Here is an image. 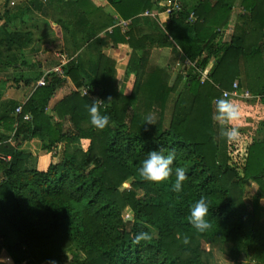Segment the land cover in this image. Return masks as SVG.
<instances>
[{"label": "trees", "instance_id": "16d2710c", "mask_svg": "<svg viewBox=\"0 0 264 264\" xmlns=\"http://www.w3.org/2000/svg\"><path fill=\"white\" fill-rule=\"evenodd\" d=\"M8 1L2 2L0 21L10 12ZM105 1L131 25L142 19L149 26L134 41L129 28L120 32L114 26L109 34L111 40L127 36L131 48L133 83L128 94L116 90L113 62L100 56L91 74L67 61L64 73L77 87L48 112L49 99L64 82L52 73L44 85L35 84L19 114H14L16 101L0 100V250L8 264H62L66 254L67 264H212V249L232 264H264V219L258 202L264 198V0H181V10L167 16L163 26L140 16L151 6L162 7V0ZM236 3L242 11L235 14L232 32L223 41L221 28ZM189 12L195 16L190 22ZM5 27L0 23V56L29 41L28 32ZM163 47L195 60L198 68L214 59L207 79L200 83L198 72L187 66L168 86L161 70L147 67L150 49ZM7 63L0 58V65ZM234 78L239 87L259 94L263 104L261 137L244 146L243 155L236 149L240 138L214 139L215 85L228 89ZM178 83L164 123L162 115ZM80 86L87 88L85 95L78 92ZM96 99L101 113L110 118L104 130L90 123L88 107ZM152 112L157 124H144ZM23 113L28 120L22 119ZM31 139L38 140L41 150L59 146L57 161L44 169L35 167L28 149L21 147ZM161 149L165 154L175 150L173 167L187 171L179 193L171 190L174 174L159 184L137 174L148 152ZM246 182L256 185L254 192L245 191ZM201 196L209 203L212 224L203 233L188 220L191 205ZM126 208L130 219L122 215ZM141 231L156 235L150 242L133 243Z\"/></svg>", "mask_w": 264, "mask_h": 264}, {"label": "crops", "instance_id": "0c3cea01", "mask_svg": "<svg viewBox=\"0 0 264 264\" xmlns=\"http://www.w3.org/2000/svg\"><path fill=\"white\" fill-rule=\"evenodd\" d=\"M2 2L3 0H0V12L4 8ZM7 8L10 9V12L1 19L0 23L6 24L7 31L28 32L29 41L21 47L13 45L10 51L1 52V61L8 63L0 65V84L7 85L11 82L13 85L11 87L4 86V88L2 85L0 100L11 99L21 105L34 90L35 76L48 71L63 56L68 60H74L84 74L94 72L100 56L101 59L108 58L113 62L116 90L121 94L130 92L133 83L132 70L128 69L131 48L125 41L127 36L124 37V40H111L109 34L112 33L111 28L114 27L113 22L121 17L105 0H13L12 6ZM150 10L155 11V6H151ZM142 15L140 14V16ZM153 20L158 26H163L167 22V17L158 13ZM230 21L232 24L231 18ZM146 27L149 26L144 25L140 19L135 24L131 25L130 23L124 31L127 28L132 29L131 40L134 41L144 34L148 29ZM120 32L123 31L120 30ZM230 34L229 31L224 32L221 39L227 41ZM134 52L137 57L140 54V49L134 50ZM5 55L7 56L4 58ZM183 57L181 52L175 53L170 47L151 48L147 67H157L161 70L163 75H166L168 86H171L176 76L182 74L180 70L177 72L173 67L175 64L179 66ZM213 61L214 59L210 58L206 63L205 67L208 71ZM168 68H173L174 72L172 70L170 73ZM13 73L16 75L11 77ZM25 80L28 81L26 85ZM233 80L236 81L235 78ZM180 85L181 83H178L177 89L169 95L168 101L176 96ZM76 87L75 82L67 76L49 99L46 112L60 97ZM241 88L249 92L248 88ZM253 96V98L236 101L241 107V119L236 121L242 131L240 143L236 145V149L240 151L244 150V146L248 145L251 140L261 137L258 122L262 119L263 104L260 102L259 94H253ZM211 106L213 113V101H211ZM63 124L67 125L68 122L64 120ZM83 141L85 142V140ZM36 143H39L37 139H31L28 143H22L21 147L28 149ZM242 153L243 151H241ZM55 156L56 158H49L48 162L44 157L42 160L44 165L42 164L38 168L44 169L47 163L56 162L59 155ZM255 188L256 185L253 182L244 184V189L248 193L254 192ZM258 202L261 218L264 219V198H259ZM241 257L238 258V261L244 263V258L242 257L243 261H241Z\"/></svg>", "mask_w": 264, "mask_h": 264}, {"label": "clouds", "instance_id": "9594fccd", "mask_svg": "<svg viewBox=\"0 0 264 264\" xmlns=\"http://www.w3.org/2000/svg\"><path fill=\"white\" fill-rule=\"evenodd\" d=\"M99 99L93 101L88 107L90 123L94 128L104 130L109 126L110 118L106 114H102L99 106ZM241 119V107L229 93L224 92L219 98L214 100V109L212 120L218 126V135L214 139H225L228 141H237L240 138V125L236 121ZM144 124L155 125L157 118L154 113H149L144 117ZM147 130V128L145 129ZM176 159L175 150L168 151L165 154L164 150L149 151L146 158L140 162L137 168L138 176L149 183H163L168 181L170 177L175 175L174 183L171 190L181 192L184 182L188 179L187 171L183 167H173ZM209 203L206 197L201 196L190 207L188 216L189 223L193 228L203 233L212 227L208 219ZM155 232L141 231L135 235L133 243L140 244L141 241L150 242L155 237ZM184 244H188L187 237L183 240ZM55 264V261L52 262Z\"/></svg>", "mask_w": 264, "mask_h": 264}, {"label": "built area", "instance_id": "2783aa9c", "mask_svg": "<svg viewBox=\"0 0 264 264\" xmlns=\"http://www.w3.org/2000/svg\"><path fill=\"white\" fill-rule=\"evenodd\" d=\"M160 3V2H159ZM10 5L13 4V1L11 0L9 2ZM163 6L162 7H158V9L156 8L155 11L152 10H144L142 12L143 15L146 16H150L152 18L156 17L158 13H162L164 14L166 17L169 16L170 14H175L177 12H179L181 10V2L180 0H162L161 3ZM195 19V16L193 15L192 12H189L188 17H187V21H192ZM130 23V19H116L113 22L114 26H118L120 28L121 31H124V29L129 25ZM68 59L66 57H62L61 59L58 60V63L56 65H54L53 67H51L48 71L43 72L36 80L35 84L36 85H44L45 84V77L46 75L52 73L53 75H55L56 77H58L61 80H66L67 76L64 73V66L67 63ZM182 63H184L186 66L192 67L193 69H195L198 72V81L200 83H202L204 80L207 79V75H208V70L207 68L204 66L203 68H198L196 67V63L195 60H188L187 58L183 57L182 58ZM215 87L219 90V96L218 97H214L212 99L213 103L214 100L216 98H219L221 96L222 93L227 92L230 94V96L235 100H240V99H248V98H252L253 95H251L247 90L242 89L241 87L238 86L237 82L235 80H233L230 84V87L228 89H223V88H219L217 85H215ZM78 92L80 93V95H85L87 93V88L85 86H80L77 88ZM100 104V101H99ZM21 110L20 105H17L14 108V114H19ZM29 115L28 113H23L22 114V119L23 120H28ZM6 259H9L8 257H6Z\"/></svg>", "mask_w": 264, "mask_h": 264}, {"label": "rangeland", "instance_id": "374dc122", "mask_svg": "<svg viewBox=\"0 0 264 264\" xmlns=\"http://www.w3.org/2000/svg\"><path fill=\"white\" fill-rule=\"evenodd\" d=\"M11 0H9L8 1V6H12V5H10L9 4V2H10ZM13 1V0H12ZM180 2H181V0H180ZM2 4V3H1ZM14 4H15V1H14ZM242 11V9L240 8V5L238 4V3H236V4H234V6H233V9H232V13H231V20H232V24H233V22H234V17H235V14H236V11ZM237 11V12H238ZM232 24H231V21H229L228 22V24L224 27V28H221L222 29V34L225 32V33H227L228 31L229 32H232V31H230L232 28ZM221 37H222V35H221ZM182 60V59H181ZM187 66L184 64V63H182V61H180V65L178 66V65H176L175 64V67H173L177 72H179V70H180V72H182L181 70H182V68L184 69V68H186ZM169 69L168 68V70H169V72L171 73L172 72V70H173V72H174V69ZM177 68V69H176ZM16 74L15 73H13V75L11 76V77H13V76H15ZM4 77V76H3ZM6 77H8V76H6ZM2 83L0 84V90L2 89ZM13 84H11V82L9 83V84H7V85H3V88H4V86L5 87H11ZM14 86H16L15 84H14ZM250 93V92H249ZM251 95H253V94H251ZM254 97V96H253ZM252 97V98H253ZM170 105H171V99L167 102V104H166V108H167V111L166 112H164V114L162 115V119H163V122L164 123H166L167 122V120H168V116H169V108H170ZM152 113H154V112H152ZM155 114V113H154ZM155 116H156V114H155ZM64 125V127H66V125L65 124H63ZM37 142V141H36ZM80 143H81V145H82V147L84 146V144H85V142L83 141V140H81L80 141ZM59 146L56 148V150H53V151H46V150H41L40 149V144L38 143H36V144H33V145H31L29 148H28V151L30 152V155H31V161L33 162L32 164L33 165H35V167H39L40 165H44V161L42 162V160H44V157H45V159H47L46 161L48 162V160H49V158H51V157H55L56 158V156L55 155H59ZM241 151H243V150H241ZM241 151L239 150V152L238 153H241ZM53 159V158H52ZM57 159H58V157H57ZM57 159H56V161H57ZM46 162V163H47ZM125 186V185H124ZM122 215L124 216V217H126V218H131V216H130V213H129V210L126 208V209H124L123 210V212H122ZM264 217V216H263ZM203 248H205V249H208V247L207 246H205V245H203ZM213 253V254H212ZM211 254H212V264H232V262H231V260H228V258L227 257H225L223 254H221L219 251H217V250H215L214 252H213V249L211 250ZM214 254H216V255H214ZM69 258H70V254H66L65 255V257H64V259H63V263L62 264H67L68 263V260H69ZM0 261H3V262H5V263H10V260L9 259H6V255L4 254V252L2 251V250H0ZM241 261H243V258L241 257ZM41 264H44V263H41Z\"/></svg>", "mask_w": 264, "mask_h": 264}, {"label": "water", "instance_id": "95a60500", "mask_svg": "<svg viewBox=\"0 0 264 264\" xmlns=\"http://www.w3.org/2000/svg\"><path fill=\"white\" fill-rule=\"evenodd\" d=\"M128 219H130V217Z\"/></svg>", "mask_w": 264, "mask_h": 264}]
</instances>
